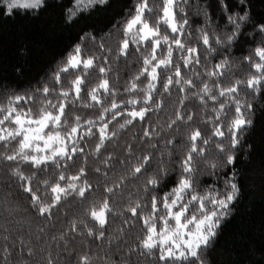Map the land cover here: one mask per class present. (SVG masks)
<instances>
[{"label":"trees","instance_id":"1","mask_svg":"<svg viewBox=\"0 0 264 264\" xmlns=\"http://www.w3.org/2000/svg\"><path fill=\"white\" fill-rule=\"evenodd\" d=\"M138 2L139 0H108L107 4L95 5L80 12L71 21L67 20V9L73 8L74 0H46L41 9H15L11 15H8L6 11L0 14V103H6L9 96L32 95L33 100L27 104L22 101L21 104L25 109L31 108L34 115L37 114L43 104L42 96L36 90L47 85L59 91L60 85L53 80V74L62 66L75 45L80 44L82 58L98 57V66L110 69L107 79L109 84L118 90L116 101L121 103L122 109L131 110L133 105L124 104L123 101L132 98L139 99L145 95V92L128 93L124 90L141 71L144 63L143 56H147L150 49L147 48V44L131 43L130 37H128L129 49L126 56H120L118 48L120 41L126 38L123 32L124 24L135 15ZM225 3L229 5L228 12L224 11L220 0H188V4L183 5L185 11L176 13L178 20L184 16L188 20L185 25L187 35L181 36V39L186 40L189 46L201 49V64L194 65L196 71L204 73L211 70L212 66L220 60L226 57L229 59L232 71L228 74L229 78L222 80V86L230 85L234 79H247L250 69L243 57L255 47L260 46L261 37L257 34L255 26L264 23V0H247L246 4L239 3V0H225ZM162 5L163 0H149L152 13H145L149 23H153L162 16V11H160ZM245 11L249 19L247 23L241 25L240 35L235 43L228 49H220L216 46L217 52L212 56L207 55L201 48V43L196 39L200 30L204 29L210 35L213 33L221 36L229 34L233 30V25L228 22V15H243ZM165 27L161 24L162 34L165 32ZM170 32L171 30L168 29L169 34ZM88 33L94 39H81ZM101 44L104 45L103 48L100 47ZM137 48L140 51H136ZM173 48H175L174 45ZM161 54L158 51L157 55ZM179 56L180 53L173 52L174 61L179 60ZM179 62L183 63V61ZM158 71L164 77L171 74L165 69H158ZM192 73L193 66L182 70V75L185 76H192ZM102 78H104L102 74L97 70H92L86 84L89 88L94 87ZM61 79L63 85L68 87L70 81L74 79V74L66 73ZM193 79H195L194 76ZM201 79L206 80L210 86L212 85V81L206 77L201 76ZM147 82L144 77L137 81L140 88L145 89ZM156 87L158 91L153 93V96L163 101V108L160 111L154 110L149 113L146 118L147 124L134 120L131 125L119 129L117 122L113 121L109 124V131L114 129L118 134L112 141L105 142V147L98 155H89L96 146L98 132L97 136L91 139L86 137L80 141V146L84 148L83 155H87L84 165L87 175L82 180L86 179L92 185V191L87 201L75 197V194L62 200L61 204L53 209L50 220L46 221L37 215L35 207L27 199L28 194L24 193L21 187L26 182L18 180L13 175V169L18 167L25 176L35 174V180L31 182L32 186L46 204L52 194L40 181L56 179L55 174H48L52 172L51 167L40 171L19 157L15 161L0 158V247H10L15 242V251L19 253L22 240L24 245H30L36 251L34 257H27L26 253L23 254L30 264H43L41 257L46 256L48 251L52 252L54 258L59 254V264H67L71 258L69 253L77 257L88 254L92 264H106L109 261L120 264L122 258L127 256L128 250L136 248L139 238L143 236L142 221L139 225L125 223V220L131 217V213L125 209L130 202L136 199L147 203L148 197L142 190L143 181L135 179L126 181V186H122V190H118L115 195L108 194L104 189L111 186L113 180L123 172V168L117 164V161L123 160L127 155L125 152L127 145H132L137 155H143L145 152L154 153L151 167L148 169L149 175L159 167L161 160L169 167V174L158 188L157 194L162 195L175 187L180 176L179 161L185 151L188 130L182 127L181 134L176 135L175 126L170 130L167 129L166 124L169 118H174L180 96L184 94L178 95V86L175 85L171 89V94L163 92L159 81L156 82ZM104 95L101 90V96ZM239 96L242 102L250 101L253 104V126L245 133L236 151L241 195L232 216L229 217V222L222 226L216 240L204 251V264H264V94H250V90L242 88ZM49 99H52L53 103L56 102L54 96L50 95ZM221 99L224 98L221 97ZM108 103L109 101L105 100V104ZM142 104L141 101L135 107L139 109ZM185 106L195 113L193 126L199 127L203 135H210L213 126L202 124L201 120L214 116L210 111L213 102L208 101L209 110L203 109L195 99L185 101ZM66 112L69 123H72L76 115L81 117L83 123L84 120L96 118L99 106L84 108L80 102H77L69 105ZM125 119H131V117H117L120 123H123ZM100 123L97 121L98 125ZM87 127L88 125L85 124L84 128ZM144 127L155 128L159 133L158 136L154 133L152 141L156 144V149L146 146L144 140L147 138L141 139ZM93 131L96 132L97 129L93 128ZM174 135L175 146H169L172 152L171 158L167 155L161 156L157 149L163 146L164 140ZM15 144L16 142L13 141L7 145V149L0 147V153L10 154ZM110 154L114 157L111 163L116 164L114 171H110L109 165L102 162ZM223 159L215 146L210 144L206 160L219 163ZM65 163L72 166L64 167ZM81 166L79 158L75 160V163L62 161V167L57 172L64 171L66 176H71L76 174ZM96 168H100L101 171L97 173ZM105 172L108 173L107 178L104 176ZM208 173L209 169L205 160H197L194 178L198 182L199 190L211 185L217 188L222 187L228 167L216 170V175ZM75 183L79 185L81 182L76 181ZM106 197L109 198L114 212L109 214L105 227V238L94 241L92 237L84 234L83 226L78 222L82 219L86 220L89 227H92L96 222L86 218L84 213L88 207ZM132 219L135 220L134 217ZM73 222L78 223V232L69 231ZM39 227H44L45 232L39 234L37 232ZM61 233H67L64 241L52 239L53 236L59 237ZM4 236H8L9 239L4 240ZM40 248H44L45 251L41 252ZM19 259V255H14L11 258V264H17ZM148 259L152 260V258ZM131 260L132 264H135L134 254ZM140 260L141 264H147L143 257Z\"/></svg>","mask_w":264,"mask_h":264},{"label":"snow or ice","instance_id":"2","mask_svg":"<svg viewBox=\"0 0 264 264\" xmlns=\"http://www.w3.org/2000/svg\"><path fill=\"white\" fill-rule=\"evenodd\" d=\"M45 3L46 0H0V6H2L0 14L6 11L8 15H11L15 9L37 10L43 8ZM107 3L108 0H74V7L67 9V20H73L80 12L95 5ZM239 3L246 4L247 0H239ZM186 4L188 0H163L160 9L162 16L153 23H149L145 15L146 12L152 13L149 0H139L135 15L124 24L123 32L126 38L120 41L118 48L120 56L128 54V37L131 43L147 44V48L150 49L148 55L143 56L144 63L141 71L124 90L128 93L145 92V95L139 99L132 98L123 101L124 104L133 105L131 110L122 109L121 103L116 101L118 90L111 86L107 79L110 69L98 66V57L82 58L80 44L75 45L62 66L53 74V80L60 85L59 91L47 85L36 90L41 94L43 104L37 114L34 115L31 108L25 109L21 104L22 101L27 104L33 100L32 95L9 96L6 103H0V147L7 149V145L13 141L16 142L12 152L10 154L0 153V158L15 161L19 157L40 171L51 167L52 172L48 174L56 176L54 181L47 179L40 181L52 194L49 202L45 204L32 186L31 182L35 180V174L25 176L18 167L13 169V175L18 180L26 182L21 187L23 192L28 194L27 199L35 207L37 215L47 221L50 220L53 209L59 206L62 200L75 194V197L87 201L92 191V185L86 179L82 180L87 175L84 166L87 155H83L84 148L80 146V141L86 137L91 139L97 136L98 132L96 146L89 154L98 155L105 147V142L112 141L118 134L114 129L109 131V124L113 121L117 122L119 129L131 125L134 120L147 124L148 114L163 108V101L153 96V93L158 91L157 81L161 83L165 93L171 94V89L175 85L178 86L177 94H184L180 96L174 118H169L166 124L167 129L170 130L175 126L176 135L181 134L182 127L188 130L185 151L179 161L180 176L175 187L162 195L157 194L158 188L169 174V167L161 160L159 167L149 175L148 169L151 167L154 153L145 152L143 155H137L133 146L127 145L125 148L127 155L123 160L117 161V164L123 168V172L113 180L111 186L104 189L108 194L115 195L118 190H122V186H126V181L142 180L143 193L148 197L147 203L136 199L130 202L125 209L131 213V217L125 220V223L139 225L142 221L143 236L139 238L136 248L128 250L127 256L122 258L120 264H132L133 254L136 256L135 264H141V257L147 261V264H204V251L216 240L222 226L229 222V217L232 216L241 195L236 151L245 133L253 126V104L250 101L242 102L239 93L243 88L250 90V94H264V23L255 26L257 34L261 37L260 46L255 47L243 57L250 69L247 79H234L230 85L222 86V80L229 78L228 74L232 71L229 59L226 57L213 65L211 70L199 73L194 65L201 64V49L189 46L186 40L181 39V36L187 35L185 25L188 20L186 16L178 20L176 13L177 11L183 13L185 11L183 5ZM220 4L225 12L229 11V5L225 3V0H220ZM227 19L233 25L231 33L223 36L214 33L210 35L208 31L201 29L196 37L207 55L212 56L216 53L218 50L216 46L220 49L230 48L240 35L241 25L247 23L249 17L245 11L243 15H228ZM161 24L166 26L163 34L160 30ZM168 29L171 30L170 34ZM89 38H92L90 33L85 34L81 39ZM100 47L103 48L104 45L101 44ZM136 51L140 49L137 48ZM158 51L162 53L159 56ZM174 51L180 53L179 60H173ZM189 66H193L192 76L182 75V70ZM158 69L168 70L171 74L164 77ZM252 69L254 71H251ZM92 70H97L104 78L99 80L94 87L89 88L86 81ZM66 73L74 74V79L70 81L68 87L63 85L61 79ZM201 76L211 80L212 85L210 86L206 80L201 79ZM141 77L148 81L146 89L140 88L137 83ZM193 89L195 91H191ZM101 90L105 94L103 97ZM50 95L54 96L55 103L49 99ZM189 99L198 101L205 110H209L208 101L213 102L210 111L214 116L201 120L202 124L213 126L210 135H203L199 127L193 126L195 113L185 106V101ZM105 100L109 101L107 105ZM141 101L143 104L137 109L135 105ZM77 102H80L84 108L99 106L96 118L84 120L82 123L81 117L76 115L72 123H69L66 109ZM125 116L131 119H125L123 123L117 120V117ZM97 121L101 123L98 125ZM85 124L88 125L87 128H84ZM93 128L97 131L94 132ZM154 133L159 135L155 128L144 127L141 139L147 138L144 140L146 146L156 149V144L152 142ZM174 140L175 135L164 140L163 146L157 149L161 156L167 155L171 158L172 152L169 146H175ZM210 144L214 145L217 152L224 158L219 163L206 160ZM77 158L81 160L82 166L76 174L66 176L64 171L57 172L62 167V161L75 163ZM113 159V155L110 154L102 161L105 165H109L110 171L116 168V164L111 163ZM197 160H205L209 175H216V170L228 167L222 187L217 188L211 185L203 190L198 189V182L194 178ZM63 166L71 167L72 165L65 163ZM95 171L99 173L101 169L96 168ZM104 176L107 178L108 173L105 172ZM62 181L65 183L62 184ZM76 181L81 183L78 185ZM113 212L110 200L106 197L88 207L84 213L86 218L96 222L92 227H89L87 221L83 219L78 223L83 226L84 234L88 237H92L94 241L101 240L105 238V227L109 214ZM78 223L73 222L69 231L78 232ZM37 232L42 234L45 228L39 227ZM66 235L67 233H61L59 237L53 236L52 239L64 241ZM39 238L38 235L37 239ZM8 239V236H4V240ZM20 243L22 247L19 253L15 251V242L10 247H0L2 264H11V258L14 255L20 256L17 264H30L23 254L26 253L27 257H34L36 251L32 246L24 245L22 240ZM39 250L45 251L44 248ZM69 256L71 258L67 264H92L88 254L77 257L69 253ZM41 259L43 264H59V254L54 258L51 251H48L47 255L42 256ZM106 264H114V262L109 261Z\"/></svg>","mask_w":264,"mask_h":264},{"label":"rangeland","instance_id":"3","mask_svg":"<svg viewBox=\"0 0 264 264\" xmlns=\"http://www.w3.org/2000/svg\"><path fill=\"white\" fill-rule=\"evenodd\" d=\"M74 7V6H73Z\"/></svg>","mask_w":264,"mask_h":264}]
</instances>
